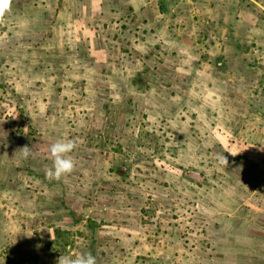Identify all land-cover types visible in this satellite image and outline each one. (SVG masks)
<instances>
[{
  "label": "rangeland",
  "instance_id": "rangeland-1",
  "mask_svg": "<svg viewBox=\"0 0 264 264\" xmlns=\"http://www.w3.org/2000/svg\"><path fill=\"white\" fill-rule=\"evenodd\" d=\"M5 2L0 264H264V0Z\"/></svg>",
  "mask_w": 264,
  "mask_h": 264
},
{
  "label": "clouds",
  "instance_id": "clouds-1",
  "mask_svg": "<svg viewBox=\"0 0 264 264\" xmlns=\"http://www.w3.org/2000/svg\"><path fill=\"white\" fill-rule=\"evenodd\" d=\"M7 7L5 0H0V13H2ZM76 148V144L71 140H58L51 144L49 154L51 158V167L46 170V176L49 180L59 181L63 177L70 175L75 167L76 163L70 154ZM23 156L27 158L30 155L29 146H25L21 149ZM58 264H97L96 258L90 253L81 255L77 259L71 257L60 256Z\"/></svg>",
  "mask_w": 264,
  "mask_h": 264
},
{
  "label": "crops",
  "instance_id": "crops-1",
  "mask_svg": "<svg viewBox=\"0 0 264 264\" xmlns=\"http://www.w3.org/2000/svg\"><path fill=\"white\" fill-rule=\"evenodd\" d=\"M146 1V0H145Z\"/></svg>",
  "mask_w": 264,
  "mask_h": 264
}]
</instances>
